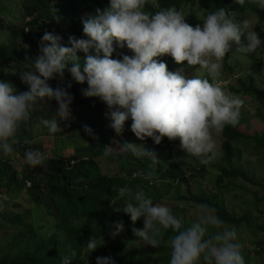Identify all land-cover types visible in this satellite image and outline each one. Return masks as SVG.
Listing matches in <instances>:
<instances>
[{
	"label": "trees",
	"instance_id": "obj_1",
	"mask_svg": "<svg viewBox=\"0 0 264 264\" xmlns=\"http://www.w3.org/2000/svg\"><path fill=\"white\" fill-rule=\"evenodd\" d=\"M109 0H0V79L14 85L17 91H25L28 85L21 80L23 71L39 54L40 37L45 31H54L62 37L61 43L68 45V36L86 38L82 31V18L94 15L97 8L103 9ZM161 7L175 6L181 11L188 10L193 18L197 12L201 17L188 21L195 26L202 24L203 18L209 11L224 7L231 19L237 23L244 20L249 22V29L254 30L264 42V8L258 5V0H157ZM145 9L155 12L158 9L151 3ZM209 10V11H207ZM241 41L247 43L242 35ZM114 47L115 41H114ZM226 53L222 66L230 71L235 68H245L242 62L228 60L236 56L234 51ZM264 47L252 52L243 53L249 61H260ZM119 53L131 55V50L116 47L114 58ZM77 55L83 61L85 53L78 50ZM169 70H181L187 77L191 73L199 74V66L174 62L173 58L161 56ZM258 66V63L254 64ZM70 67V64L69 66ZM68 67L63 70V77L48 81L54 89L64 87L72 95L70 105L71 116L61 122V130L49 133L40 124V120L51 118L58 105L54 99L45 97L38 101L28 122L23 123L12 144L13 151L7 155L0 154V264H61L63 257L71 258L70 264H96L97 256L111 255L116 264H168L171 249L168 239L173 235L171 229L164 232L160 246H152L140 240L132 231L133 227H143V217L134 223L130 215L117 208L122 207L126 197H121L119 189L130 187L133 192L144 191L152 198L154 204H164L172 213L181 219L186 227L192 223L188 216L187 206L190 202L195 206L207 205L214 214L235 228L243 223L252 225L258 231L264 230V220L251 224V209L259 214L258 203H264V196L255 202L243 204L248 209L241 214L228 209L220 200L230 187L237 186V180L246 181L258 186L264 191V176L255 178L251 168L242 161V149L253 144V149L264 150V126L262 130L244 132L241 124L242 116L236 126L227 125L220 134L213 130L217 141V155L209 164L204 165L199 159L185 154L179 147V138L169 140L166 136L159 144L148 137L141 141L130 130L131 119L125 121L120 134L110 126L107 105L98 97H86L81 89L87 83L76 82ZM195 69L196 72L193 70ZM206 75V72H203ZM235 86L228 85L234 94H242L258 100L264 107V87L254 82V77L248 74L246 78L237 76ZM69 83L71 84L68 87ZM264 120V108L258 112ZM243 121H247L245 118ZM38 123L43 132L54 137L56 144L53 153L46 155L42 164L29 165L25 162V152L38 150L44 152L41 146L29 144L27 137L32 135V126ZM87 125L92 135L84 131ZM95 137V138H94ZM133 143L143 145L152 151L156 157L144 156L137 158L131 151L113 150L107 157L117 160L118 166L114 173L101 171L96 156L104 155L105 145L117 147L114 143ZM72 147L73 151L62 155L63 148ZM15 158L13 154H17ZM11 156V157H10ZM86 156V157H84ZM189 157L192 161H185ZM18 166V168H15ZM212 173L213 176H209ZM214 182L217 190L209 195L204 192H192L187 189L181 193L183 181H188L195 175ZM29 182V185H27ZM22 190L26 196L22 200L15 198ZM175 197L173 203H167L165 197ZM234 197H238L234 194ZM8 200L9 206L6 201ZM18 200V201H15ZM25 200L30 207L23 210ZM258 202V203H257ZM235 205V204H234ZM41 207L44 215L41 216ZM17 208V209H15ZM260 216H256L258 219ZM122 220L124 230L113 237L109 225L113 221ZM213 231L214 227H210ZM90 236H95L100 244L92 252L86 247ZM252 250V254L250 251ZM246 264H264V239L251 241L250 248L244 256Z\"/></svg>",
	"mask_w": 264,
	"mask_h": 264
},
{
	"label": "clouds",
	"instance_id": "obj_2",
	"mask_svg": "<svg viewBox=\"0 0 264 264\" xmlns=\"http://www.w3.org/2000/svg\"><path fill=\"white\" fill-rule=\"evenodd\" d=\"M235 2L242 4L244 0ZM148 3L158 10L147 11ZM258 5L264 8V0H258ZM185 17L175 6L161 7L157 0H109L106 7L82 18L86 38L69 35L65 45L59 34L45 31L40 37L39 54L29 61L28 68L35 71L21 74L27 90L17 91L13 84L0 79V154L13 151L18 129L45 97L54 99L58 108L40 124L49 133L61 130V122L71 116L73 97L66 88L54 89L48 81L62 78L70 64L72 78L87 83L82 94L98 97L107 105L106 115L117 134L131 119L130 130L141 141L150 137L159 144L165 136L169 140L179 138V147L185 153L201 164H209L217 155L213 130L220 134L225 126H236L244 103L242 98L226 93L217 80L223 58L233 48L249 53L264 47V42L256 31L248 30L247 20L235 22L224 7L209 11L202 24L195 26ZM242 35L246 44L241 41ZM114 41L116 47L126 46L132 54L119 53V58H114ZM78 50L85 53L82 62ZM163 55H170L177 64L186 61L198 65L206 75L186 77L179 69L169 70L166 62L158 59ZM84 131L92 135L89 126L85 125ZM114 149L105 145L104 156ZM118 150L131 151L137 158L156 157L143 145L133 143L126 142ZM45 159L38 150L25 152L29 165L42 164ZM119 194L126 198L116 210L129 214L133 223L143 217V227L132 228L140 240L160 246L164 232L171 229L168 264H246L236 228L225 225L207 205H200L197 218L185 227L169 207L154 204L144 191L121 187ZM210 227L217 231L205 238ZM109 230L115 237L124 230L123 221H113ZM99 245L96 237L90 236L86 247L92 252ZM95 259L96 264H116L111 255ZM70 260L63 257L61 264H70Z\"/></svg>",
	"mask_w": 264,
	"mask_h": 264
},
{
	"label": "rangeland",
	"instance_id": "obj_3",
	"mask_svg": "<svg viewBox=\"0 0 264 264\" xmlns=\"http://www.w3.org/2000/svg\"><path fill=\"white\" fill-rule=\"evenodd\" d=\"M197 5L195 6V10L193 12V18L191 17V14L188 10L185 9L184 13L186 15L185 19L186 22L192 20V19H196L198 17H201V15L203 14L198 13L197 12ZM209 11V10H207ZM232 50H230L229 52H231ZM236 53V56L233 58H230L228 60L229 63H232L234 61L237 62H242L245 64V68H235L234 71H230L225 69L223 66L221 67L220 70V75L217 77V80L222 84V87L224 88V90L226 91V93H228L231 96H236V97H240L243 99L244 103L240 108V114L242 116L241 119V124L243 126V128L245 129L244 132H252L256 129L258 130H262L263 126H264V120L262 119L261 114L257 113L258 110L262 111V109L264 108L263 105L258 101V100H254L249 98L248 96L245 97V95L242 94H234L233 91H231L228 88V85L230 86H235L237 84V77L233 75V73H237L238 77L241 78H246L248 74H251L254 77V82L257 86L259 87H263L264 86V51L262 52V58L260 59V61H249V59H247L245 56L240 55V52L234 50ZM258 63V66H255L254 64ZM195 72L196 70L193 69ZM203 69L199 68V74L198 75H202L203 76ZM193 75H196V73H191L189 75H187V77H192ZM229 79V81H228ZM228 83V84H227ZM259 83V84H257ZM251 103V104H250ZM255 105V106H254ZM108 112V111H107ZM246 119L247 121H243V119ZM110 120V119H109ZM110 124V123H109ZM213 139L216 142V146H217V141L216 139L213 137ZM27 140L29 142V144L33 145V146H41L42 149H44L45 151V155H50L53 153V147L58 144L56 142V140L54 139L53 136L48 135L46 133L43 132V128L36 122L33 126H32V135L27 137ZM117 145V147H115L117 150L123 146L122 144H120V142L114 143ZM136 145H140V143H137ZM253 144L248 145V147L243 148L242 149V162L245 165L250 166L251 168V173L253 174V176H255V178H260L264 176V150H255L252 148ZM116 150V151H117ZM73 151L72 147H66L63 148L62 150V155L66 156L67 153H71ZM42 153V152H41ZM187 154V153H185ZM16 156H18L17 154H13L12 157L15 158ZM11 157V156H10ZM86 157V156H84ZM99 163L100 169L102 172L104 173H114L117 170V166H118V162L116 159L112 158V157H107L104 155H100V156H96L95 157ZM184 160L187 161H192L189 157H184ZM15 168H18V166H15ZM208 175L211 177L213 176L212 173H208ZM237 184H241L243 185L244 189L238 188L237 186H233L230 187L224 194H222V197L220 200H223V203L226 205V207L228 209H234L236 211H238L239 214H241L244 211H248V209L245 207V205L243 204L244 202L247 201H254L255 202V196L256 195L259 199H262L264 196V191L262 188L258 187V186H254L246 181L240 180L238 179ZM187 189H190L192 192H204V194L209 195L212 192L217 190V187L215 185L214 182H210L208 179L206 180L203 177H200L198 174L193 176L192 178H189L188 181H183V185L181 186V193L186 194ZM234 194H237L238 197H234ZM20 194H15V198H19L20 200L23 199L24 196H26L25 192L22 190L21 192V197H19ZM165 200L167 203H173V200H176L175 197L171 198L168 197V195L165 197ZM18 201V200H15ZM23 210H27L31 205V207L34 208L33 204H29L23 200ZM192 202L189 203V205L187 206L188 209V216L192 219V221H194L197 218V212L199 210L198 206H195L193 204H191ZM258 203V202H257ZM1 200H0V206H1ZM7 206H9V202L8 200L6 201ZM235 204V205H234ZM258 210L264 211V203H258ZM17 209V208H15ZM232 209V210H233ZM41 213V216L44 215V210L41 207V211H39ZM251 224H256V223H261V220H264V214H259L256 209L252 208L251 209ZM260 216L258 219H256V216ZM229 227H235L233 225H229ZM3 229H0V233ZM237 230V238L238 241L241 243L242 247H241V252L242 255L245 256V252L248 248H250V244L251 241H254L255 239H264V230L263 231H258L256 228H254L252 225H248L243 223L240 226L236 227ZM217 231L216 230H212L211 228H209L208 232L206 233V237L208 238L209 236H211L213 233H215ZM146 244V242H144ZM252 250L250 251V254H252Z\"/></svg>",
	"mask_w": 264,
	"mask_h": 264
},
{
	"label": "bare ground",
	"instance_id": "obj_4",
	"mask_svg": "<svg viewBox=\"0 0 264 264\" xmlns=\"http://www.w3.org/2000/svg\"><path fill=\"white\" fill-rule=\"evenodd\" d=\"M257 84H259V83H257ZM264 87V86H263ZM251 104V103H250ZM255 106V105H254Z\"/></svg>",
	"mask_w": 264,
	"mask_h": 264
},
{
	"label": "built area",
	"instance_id": "obj_5",
	"mask_svg": "<svg viewBox=\"0 0 264 264\" xmlns=\"http://www.w3.org/2000/svg\"><path fill=\"white\" fill-rule=\"evenodd\" d=\"M28 184H29V182H28Z\"/></svg>",
	"mask_w": 264,
	"mask_h": 264
}]
</instances>
